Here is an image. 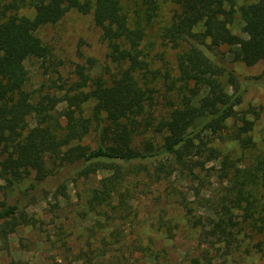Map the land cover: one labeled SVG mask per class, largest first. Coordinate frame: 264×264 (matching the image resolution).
<instances>
[{
    "label": "trees",
    "instance_id": "1",
    "mask_svg": "<svg viewBox=\"0 0 264 264\" xmlns=\"http://www.w3.org/2000/svg\"><path fill=\"white\" fill-rule=\"evenodd\" d=\"M172 1L177 10L161 36L163 44L178 50L175 74L168 68L153 69L146 61L141 48L145 25L130 22L122 0H0L1 238L21 223L34 224L25 207L34 201L38 187L54 177L74 182L109 172L86 189L85 207L104 216V224L129 209L127 218L132 191L125 169L148 171L147 164L156 162L154 183L162 181L164 172L167 197L196 231L194 241L204 261L195 256L189 264L209 263L212 248L232 253L243 236L264 237V151L246 160L213 145L217 140L236 142L243 150L256 146L249 133L251 120L231 129L227 124L253 83L213 49L233 46L237 48L233 60L249 66L264 62V0L238 6L236 0ZM147 4L154 12L155 0ZM24 8L32 14L20 13ZM72 9L91 15L116 72L91 75L80 66L76 80L61 82L51 92L28 88L26 61L53 56L37 32ZM235 14L246 39L230 30ZM159 78L174 97L162 107L166 113L158 112V91L151 85ZM90 103L91 112L85 115L84 106ZM146 133L160 134L162 141L147 138ZM91 134L93 146L83 142ZM137 137L142 138L140 144ZM214 161L217 166L210 165ZM172 177L189 184L180 190ZM211 180L216 182L213 191ZM153 225L167 239L178 228L167 217L155 219ZM89 245L84 256L90 263L94 250L99 252L95 259L106 253L105 247ZM147 254L158 264L156 252Z\"/></svg>",
    "mask_w": 264,
    "mask_h": 264
},
{
    "label": "rangeland",
    "instance_id": "2",
    "mask_svg": "<svg viewBox=\"0 0 264 264\" xmlns=\"http://www.w3.org/2000/svg\"><path fill=\"white\" fill-rule=\"evenodd\" d=\"M147 1L122 0V3L130 22L140 20L145 25L146 34L141 48L146 61L153 69L164 72L168 68L175 74L173 70L178 50L163 44L161 34L169 25L177 6L172 0H155L157 7L152 12ZM252 1L236 0V5ZM20 13L31 15L32 10L24 8ZM150 13L153 15L147 22ZM230 30L246 39L238 14L234 15ZM37 34L52 49L53 56L45 61H26L30 76L28 88L51 92L61 82L69 84L76 80L77 68L80 66H84L85 72L91 75L107 70L116 72L117 66L106 57L99 29L89 14L83 15L72 9L57 23L42 27ZM235 49L225 44L213 49L221 61L253 83L235 107L236 114L227 120V124L231 129L251 120L253 126L249 133L256 146L251 150H243L236 142L217 140L213 145L223 152H229L233 158L250 160L253 154L264 151V62L249 66L235 61ZM151 85L158 91L155 100L159 102L157 108L162 109L158 112L166 113L162 107L168 105V98L174 97L166 91L161 78ZM92 104L84 106L85 115L91 112ZM61 108L62 105L59 106ZM145 137L159 143L162 141L160 134L146 133ZM93 139L94 134H91L83 142L93 146ZM140 139L137 137V144H140ZM156 163L147 164L148 171L134 167L125 169L128 171L126 184L132 191L129 200L131 216L124 218L128 209L108 224H104V216H95L87 210L84 195L88 192L87 188L97 185L98 179L109 172L99 171L87 180L77 179L74 182L66 181L68 177H54L41 184L35 191L34 201L24 210L27 216L35 219L34 224L21 223L6 239L0 237V264H91L93 261L94 264H153L147 257L149 250L157 253L158 264H189L195 256L203 262L204 258L194 241L196 231L188 225L182 209L166 195L168 182L163 178L165 173L162 172L159 184L154 183ZM210 165L217 166V161ZM170 179L180 190L189 184L176 177ZM215 186V180H211L212 191ZM159 217H167L172 225H178L172 238L167 239L156 230L153 224ZM89 243L93 249L95 245L100 250H103L102 247L106 249V253L96 259L95 255L99 252L94 250L89 256L91 263L84 256L90 249ZM209 259V263L204 264H264V237L256 234L243 236L240 246L229 254H221V251L212 248Z\"/></svg>",
    "mask_w": 264,
    "mask_h": 264
}]
</instances>
